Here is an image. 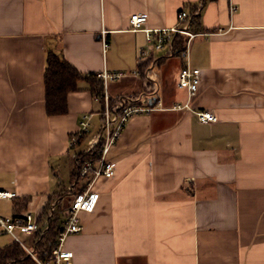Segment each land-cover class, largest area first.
Returning <instances> with one entry per match:
<instances>
[{
	"label": "crops",
	"instance_id": "1",
	"mask_svg": "<svg viewBox=\"0 0 264 264\" xmlns=\"http://www.w3.org/2000/svg\"><path fill=\"white\" fill-rule=\"evenodd\" d=\"M182 10L199 13L198 91L189 99L178 85L185 60L166 52L155 95L140 78L107 83L113 107L136 97L151 109L127 122L109 154L115 174L98 178L95 210L65 242L76 264H264V0H0V189L29 198L37 217L55 195L72 200L78 157L102 128L97 75L137 67L146 44L130 16L164 28ZM51 50L86 76L66 114L46 112ZM201 110L217 120L200 121ZM84 113L90 132L71 147Z\"/></svg>",
	"mask_w": 264,
	"mask_h": 264
},
{
	"label": "built area",
	"instance_id": "2",
	"mask_svg": "<svg viewBox=\"0 0 264 264\" xmlns=\"http://www.w3.org/2000/svg\"><path fill=\"white\" fill-rule=\"evenodd\" d=\"M235 5L232 6L234 10ZM196 14L198 12H195ZM191 14L187 11L178 13V23L171 27L150 28L147 27V16L143 12H136L130 16V24L134 30L143 29L146 33V44L142 46L138 54V66L130 70L109 71L104 69L98 73V77L103 80L104 92L97 95V98L103 101L102 109V128L94 136V144L90 152L96 146H99L98 153L91 157H78L76 164L77 179L74 183L73 198L70 205L64 209L63 218L59 217L58 206L62 204L63 198L55 195L48 211L42 221H39L35 213L26 210L11 215L0 214V233L10 234L13 242L19 243L30 257L29 264H76L74 261V252L65 247L68 236L79 233L82 230L81 212H93L97 206L100 192L95 190V183L99 177L110 178L115 174V162L109 159L112 147L117 143L122 131L129 119L138 113L147 112L151 106L140 103L139 98L122 97L117 107H113L111 98L108 94L107 83L126 77H136L146 82L145 92L155 95L158 91V83L153 77V71L157 63V54L166 52L175 55L173 46L177 34L187 35V41L183 51L177 55L181 56L185 63L179 72L178 85L186 88L189 99L198 91L201 81V69L194 67L189 60L192 39L197 35L191 31ZM206 34H208L206 32ZM107 47V43H105ZM189 107V103L177 104L175 108ZM200 121L209 123L217 120L216 115L209 110L197 112ZM79 129L72 133L70 137V146L74 147L85 139L90 132L91 114L84 113L79 123ZM86 152V153H87ZM76 185L78 190L75 189ZM17 193L5 189H0V199L15 198ZM58 212V214H57ZM58 218V227L56 235V244L50 252L42 257L39 252L38 242L46 234L51 226V219ZM25 233L34 239V248L28 244V238L22 239L20 234ZM7 264H14L8 261Z\"/></svg>",
	"mask_w": 264,
	"mask_h": 264
},
{
	"label": "trees",
	"instance_id": "3",
	"mask_svg": "<svg viewBox=\"0 0 264 264\" xmlns=\"http://www.w3.org/2000/svg\"><path fill=\"white\" fill-rule=\"evenodd\" d=\"M198 14L191 17V24H198ZM187 41V35L177 34L174 39L175 55L183 51ZM86 76L80 72L72 63L65 59L61 54L55 51H49L47 55V67L45 73V105L48 115H60L69 112L68 97L71 92L80 89V82ZM94 84V82H93ZM95 85V84H94ZM96 95L104 92V83L96 84L93 88ZM96 146L90 152L84 153L83 157L96 156L99 150ZM81 157V156H80ZM77 176L75 174V180ZM15 213L28 210L30 199L27 197L13 198ZM54 196L48 201L44 210L38 215V220L42 221L48 208L53 201ZM51 226L46 234L38 242L40 255L45 257L56 244V235L58 227V218L51 219ZM12 261L14 264H29L30 257L25 249L17 242H11L8 245L0 246V264H7Z\"/></svg>",
	"mask_w": 264,
	"mask_h": 264
},
{
	"label": "rangeland",
	"instance_id": "4",
	"mask_svg": "<svg viewBox=\"0 0 264 264\" xmlns=\"http://www.w3.org/2000/svg\"><path fill=\"white\" fill-rule=\"evenodd\" d=\"M153 77H154V75H153ZM70 179H71V177H70V175L68 173V175L66 177H64V183L66 185H70ZM5 199H0V214H2V215H8L5 212H9V208H10V203L8 202L9 200H7V198H5ZM70 200H71L70 197L66 196L64 201L62 202V204L58 206V212H59V217L60 218H63L64 209H66L67 206L70 205V202H71ZM58 212H57V214H58ZM20 236H21L22 239H27L28 238L27 244L31 248H34V239H33L32 236H29V235H27L25 233H21ZM12 238L13 237L10 234H2V233H0V246H5V245L10 244L13 241Z\"/></svg>",
	"mask_w": 264,
	"mask_h": 264
},
{
	"label": "water",
	"instance_id": "5",
	"mask_svg": "<svg viewBox=\"0 0 264 264\" xmlns=\"http://www.w3.org/2000/svg\"><path fill=\"white\" fill-rule=\"evenodd\" d=\"M156 99H157L156 97H153V99H150V102H151L152 105H154ZM153 100H154V101H153Z\"/></svg>",
	"mask_w": 264,
	"mask_h": 264
}]
</instances>
